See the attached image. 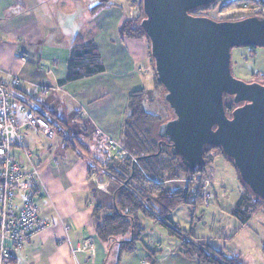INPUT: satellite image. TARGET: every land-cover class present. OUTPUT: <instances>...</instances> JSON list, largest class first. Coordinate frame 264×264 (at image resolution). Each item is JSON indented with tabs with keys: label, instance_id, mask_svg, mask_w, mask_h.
I'll use <instances>...</instances> for the list:
<instances>
[{
	"label": "crops",
	"instance_id": "obj_1",
	"mask_svg": "<svg viewBox=\"0 0 264 264\" xmlns=\"http://www.w3.org/2000/svg\"><path fill=\"white\" fill-rule=\"evenodd\" d=\"M127 4V0H0V78L20 79L12 97L18 123L23 109L37 108L50 114L48 118L63 121L79 139L101 133L97 143H89L87 155H78L57 134L47 138L38 130L20 131L46 189L37 200L38 216L50 225L25 244L11 247L12 264H197L183 254L181 240L151 219L140 218L143 231L136 249L121 260L117 247L108 254V245L97 235L94 211L100 204L107 205L109 197L98 192L107 186L96 174L107 161L103 141L110 137L120 144L131 92H149L147 103L157 101L161 93L145 38L120 35L121 23L131 19ZM95 64L103 70L93 72ZM148 70L153 73L152 90L142 82V73ZM39 87L48 88V93L39 96ZM18 153V148H12V154ZM189 206L187 219L200 220ZM172 213L170 218L181 231L205 241L181 227ZM88 238L92 248L79 249Z\"/></svg>",
	"mask_w": 264,
	"mask_h": 264
},
{
	"label": "water",
	"instance_id": "obj_2",
	"mask_svg": "<svg viewBox=\"0 0 264 264\" xmlns=\"http://www.w3.org/2000/svg\"><path fill=\"white\" fill-rule=\"evenodd\" d=\"M215 0H141L139 21L170 113L157 133L190 169L216 147L241 184L264 201V83L231 72L234 47L264 49V17L214 20L193 14ZM226 100L234 104L227 113Z\"/></svg>",
	"mask_w": 264,
	"mask_h": 264
},
{
	"label": "trees",
	"instance_id": "obj_3",
	"mask_svg": "<svg viewBox=\"0 0 264 264\" xmlns=\"http://www.w3.org/2000/svg\"><path fill=\"white\" fill-rule=\"evenodd\" d=\"M216 2L217 0L206 8L194 11L193 14L196 15L199 11L210 8ZM255 2L264 8V0H232L223 6L244 7ZM139 4V18L123 21L119 28L120 35L127 38H145L139 27V21L143 17L141 0ZM146 42L148 44L147 40ZM102 70L103 66L100 64H95L92 68L93 72ZM154 79L157 88L162 91L155 76ZM148 101L151 99L149 92L145 90L134 91L128 95L127 113L122 123L119 139L128 155L115 158L107 152V163L103 164L105 168L96 173L100 179H105L108 182L111 190L108 197L111 204H100L94 211L97 235L108 245V254L112 247L116 246L117 258L121 260L124 254L131 253L136 249L139 236L143 231L140 218L144 217L157 222L166 229L170 236L181 240L183 254L188 258H195L197 264H246L238 255L232 253L226 255L211 248L201 238L186 234L171 220V213L180 205H194L201 201L199 193L202 183L200 178L195 179L194 173L212 161L213 149L217 150L219 154L221 153L216 147L207 148L204 152L203 164L193 169L187 168L178 156L171 153L165 139L160 137L157 131L153 132L152 126L154 124L159 126L163 121L159 122L161 120L159 114H153L146 109ZM233 107L234 104L226 100V112L229 113ZM33 111L46 124L54 128L67 148L77 152L78 155H87L90 145L88 137L79 139L76 135L71 134L63 121L58 118H48L50 114L46 116L40 109L35 108ZM92 168L93 166H90V169ZM176 183L183 185H174ZM261 203L264 204V201L253 196L244 187L233 214L242 224H245L259 210ZM183 236L191 238L183 240ZM261 251L264 256V240Z\"/></svg>",
	"mask_w": 264,
	"mask_h": 264
},
{
	"label": "rangeland",
	"instance_id": "obj_4",
	"mask_svg": "<svg viewBox=\"0 0 264 264\" xmlns=\"http://www.w3.org/2000/svg\"><path fill=\"white\" fill-rule=\"evenodd\" d=\"M127 1L126 7H131L132 11L131 19L139 18L140 0ZM229 1L232 0H217L215 5L199 11L198 14L207 15L214 20H237L253 15L264 16V8L257 2L249 3L244 7H237L236 5L223 6ZM152 72L148 70L142 73L143 85L148 90L154 89V81L151 80ZM231 72L235 78L244 82L257 81L263 84L264 49L258 47H234L231 50ZM38 95L41 96L39 92ZM160 98L161 93L158 94L157 101L146 103V109L149 111L153 112L155 109L161 111V120L159 122L170 117V113L163 106ZM157 127V124L152 126L154 133L158 130ZM87 137L91 144V137ZM212 152L215 156H213V160L204 165L200 171L194 173L195 179L200 178L202 184L204 182L208 183L207 189L211 192L209 200H203L201 197V201L196 202L194 205L190 204L191 207L189 206L191 211L196 209L195 213L198 214L200 220L187 219L190 211L186 205H180L172 214L175 215L181 227L187 231L191 230L192 234L204 237L211 248L217 247L220 249L219 251L226 255L231 253L239 255L246 264H264V257L260 251L264 240V211L255 212L246 224L241 225L233 212L244 191V186L239 181L232 164L223 155L219 154L217 150L213 149ZM101 167L105 168V165H101ZM104 185L107 186L104 188L107 192L104 189L98 192L106 197L111 190L107 181L104 182ZM174 185L182 186L183 184L176 183ZM107 198V205H110V200ZM259 207V209L264 210L263 203Z\"/></svg>",
	"mask_w": 264,
	"mask_h": 264
},
{
	"label": "built area",
	"instance_id": "obj_5",
	"mask_svg": "<svg viewBox=\"0 0 264 264\" xmlns=\"http://www.w3.org/2000/svg\"><path fill=\"white\" fill-rule=\"evenodd\" d=\"M19 84L20 79L15 75H10L8 81L0 78V264H12L11 247L25 244L50 225L47 218L38 216L37 200L46 189L36 158L23 144L20 131L38 130L47 138L54 137L56 131L33 109H23V120L18 123L12 111V97L13 89ZM48 91L45 87L38 88L41 96ZM100 136L101 133L95 131L90 142L96 143ZM103 142L112 157L128 155L117 140L106 137ZM14 147L19 150L17 155L12 154ZM207 187L208 183L204 182L199 193L206 201L211 198ZM92 246V239L88 238L79 249L87 250Z\"/></svg>",
	"mask_w": 264,
	"mask_h": 264
}]
</instances>
